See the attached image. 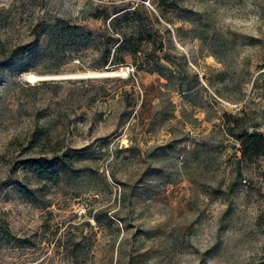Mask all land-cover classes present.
I'll return each mask as SVG.
<instances>
[{"label": "rangeland", "instance_id": "obj_1", "mask_svg": "<svg viewBox=\"0 0 264 264\" xmlns=\"http://www.w3.org/2000/svg\"><path fill=\"white\" fill-rule=\"evenodd\" d=\"M35 21L93 40L3 61ZM132 29L161 75L102 64ZM235 118L264 134V0H0V264H257L264 154Z\"/></svg>", "mask_w": 264, "mask_h": 264}, {"label": "trees", "instance_id": "obj_2", "mask_svg": "<svg viewBox=\"0 0 264 264\" xmlns=\"http://www.w3.org/2000/svg\"><path fill=\"white\" fill-rule=\"evenodd\" d=\"M163 1V0H159ZM39 21H35L29 29L31 37L29 40L20 44H15L9 48L8 52L3 56V61L7 59H14L19 54L26 52L33 53L34 46L38 41L40 35L44 33H52L56 38L64 36L70 37V47L76 49L77 47L87 46L93 40V35L90 30L84 29L81 25L73 23H65L64 26L57 27L50 24L46 27H40ZM111 33H121L114 28H110ZM119 34V41L111 50L110 47L104 45L99 49V55L102 59V64L110 63H123L125 62V56H128L134 65V68H143L148 71H156L160 75L162 73L163 65L156 60V55L148 51H143L141 43L147 41L145 37H150L149 34L143 36L142 31L139 29H132L126 36ZM149 40V38H148ZM155 47V46H153ZM110 57V58H109ZM113 60V61H112ZM135 61V62H134ZM236 117V116H235ZM234 123L228 125L223 124L224 131L234 137L237 141V150L239 152V158L253 161L256 157L264 154V134L258 131H247L245 129H235L236 120ZM35 132H32V134ZM54 166H57L54 162H34L32 167L37 176L44 178L47 174L54 171ZM6 230V228H4ZM7 231V230H6ZM257 264H264V258Z\"/></svg>", "mask_w": 264, "mask_h": 264}]
</instances>
